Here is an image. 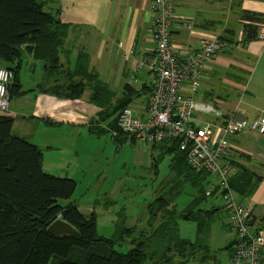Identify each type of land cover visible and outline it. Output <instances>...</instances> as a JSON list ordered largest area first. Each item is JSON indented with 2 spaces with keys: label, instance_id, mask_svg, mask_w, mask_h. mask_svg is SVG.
Instances as JSON below:
<instances>
[{
  "label": "crops",
  "instance_id": "crops-1",
  "mask_svg": "<svg viewBox=\"0 0 264 264\" xmlns=\"http://www.w3.org/2000/svg\"><path fill=\"white\" fill-rule=\"evenodd\" d=\"M172 1L176 14L171 40L180 58L199 48L206 38L223 36L236 43L242 36V11L264 13V0ZM150 4L151 0L47 2L44 9L69 26L60 53L61 74L73 70L78 53L85 52L88 68L95 70L109 88L120 87L122 91L126 83L131 84V74L143 54L155 48L151 35ZM188 24L191 27L188 28ZM226 30L234 33H226ZM27 57L28 71L35 73L32 81L27 83L18 77L20 87L10 95L8 112L5 114L13 119L12 134L26 139L41 150L42 168L46 173L74 180L73 173L83 160L79 145L82 141L87 144L96 134L90 128L97 124L98 108L89 101V89L75 99L56 95L53 87L63 85L60 79H47L43 62L37 64L30 54ZM255 60H258V64L263 60L260 68L257 63L253 65ZM65 79L70 80L68 75H65ZM135 81L140 83V88L143 85L151 87L154 80L149 73L143 72L137 75ZM188 89L186 84L184 92L195 101L211 104L221 109L225 116L236 113L238 117L252 119L264 113V25L259 28L258 38L243 46L232 44L215 58L207 60L202 69L199 90L190 93ZM56 91L61 93L62 90ZM197 117L214 120L211 115L200 114ZM228 140L230 161L241 171L251 173L256 186L251 195L240 196L235 192L234 195L250 210L251 224L255 230L264 232V135L246 129ZM235 173L237 171L231 176ZM210 175L207 174L205 190L215 183L209 178ZM192 191L191 197L194 196L193 188ZM217 195V190L206 194L207 198ZM201 208L218 211L215 205ZM226 215L228 223L222 224L228 230L224 255L216 249L210 250L208 239L205 247L198 248L188 264H228L235 233L229 224L227 212ZM261 255L264 264V249Z\"/></svg>",
  "mask_w": 264,
  "mask_h": 264
},
{
  "label": "trees",
  "instance_id": "trees-1",
  "mask_svg": "<svg viewBox=\"0 0 264 264\" xmlns=\"http://www.w3.org/2000/svg\"><path fill=\"white\" fill-rule=\"evenodd\" d=\"M50 1L53 0H0V62L14 73L11 93L20 87L18 77L24 52L43 62L47 79L61 71L60 53L69 26L44 9ZM241 19L244 23L239 44L243 46L258 38L264 13L245 10ZM226 33L234 32L226 30ZM218 39L229 45L235 43L223 36ZM68 76L70 81L79 80L71 82L61 93L54 86V93L75 99L89 89V101L98 108L97 124L90 128L91 132L104 131L98 130V124L113 117L108 125L109 130L116 132L113 140L117 143L128 140L117 127V115L134 98L149 95L151 87L143 85L137 89L126 83L117 95L99 79L95 70L88 68L85 52L78 53ZM12 125V117L0 114V264H188L197 249L205 247L210 220L216 211L200 207L207 198L208 173L190 167L176 141L151 145L160 156L170 157L169 170L174 182L147 206L149 225L158 221L157 225L149 234L134 236L135 228L127 227L125 217L120 214L115 231L106 237L98 233L93 212L82 213L74 202L59 203L71 198L76 182L46 173L41 150L13 135ZM239 169L229 177L230 186L240 196L251 195L256 187L254 177ZM184 185L194 189V196L178 212L174 195ZM58 218L68 222L78 235L57 236L48 232L47 227ZM180 219L195 223L194 241L181 236ZM125 242L131 245L128 251L115 249Z\"/></svg>",
  "mask_w": 264,
  "mask_h": 264
},
{
  "label": "built area",
  "instance_id": "built-area-1",
  "mask_svg": "<svg viewBox=\"0 0 264 264\" xmlns=\"http://www.w3.org/2000/svg\"><path fill=\"white\" fill-rule=\"evenodd\" d=\"M150 10L155 48L143 54L131 79L135 81L137 75L147 72L154 81L144 109L133 111L129 106L124 107L117 115V127L129 139L150 145L176 141L190 167L215 176V183L206 194L219 192L229 224L234 229L228 264H262L264 232L252 226L250 210L236 199L229 183V177L238 168L229 159L228 138L246 129L264 135V113L252 119L238 117L236 113L225 116L221 109L187 95L185 85L190 93L197 92L205 62L230 45L217 37L206 38L199 48L180 58L171 40L176 14L173 1L151 0ZM13 79V71L0 67L1 114L8 112ZM200 114L211 115L214 120L199 119L197 115ZM111 133L116 135L115 131Z\"/></svg>",
  "mask_w": 264,
  "mask_h": 264
},
{
  "label": "rangeland",
  "instance_id": "rangeland-1",
  "mask_svg": "<svg viewBox=\"0 0 264 264\" xmlns=\"http://www.w3.org/2000/svg\"><path fill=\"white\" fill-rule=\"evenodd\" d=\"M239 41L233 44L239 45ZM27 55L24 52L23 66L19 71V77L24 83L32 81L35 73L28 71ZM32 60L37 64L42 63L39 60ZM257 61L255 60L253 65L255 66L257 63L258 68H260L263 60L259 61V64ZM0 67L6 68L7 66L0 64ZM61 71L54 74L51 79H60L59 82L63 85H58L56 88L64 91L67 85L71 82H77L78 78L68 81L65 79V75H69L73 70H68L64 75L61 74ZM130 83L139 88L140 83L138 81L130 78ZM110 89L117 95L120 94V87L111 86ZM147 97V94H142L134 98L129 107L133 111L143 110ZM12 98H16V96H12ZM112 119L113 117H109L102 120L97 128L104 131L93 134L92 139L87 141V144H83L82 141V144L79 145V152L82 153L83 160L81 166L73 173L76 186L71 198L60 200L59 203L64 205L68 202H75L82 213L90 214L93 212L96 216L97 231L100 235L109 237L113 234L120 214L125 217L127 227L135 228L134 236H138L140 233L149 234L158 221L149 225L147 206L174 184L172 181L173 174L169 170L170 157L168 155L160 156L158 150L153 151L150 144L140 140L133 142L127 140L117 143L112 138L111 130L108 129ZM210 176L211 180H216L215 176ZM192 193L190 185L178 188L177 194L174 195V203L178 212L183 211L190 203ZM211 205H215L218 211L210 220L209 232L204 243H207L209 239L210 250L216 249L223 256L225 234L228 230L222 224H227L228 221L219 192L216 197L209 196L200 207L206 208ZM178 222L181 235L194 241L197 236L195 223L183 219ZM130 248L131 245L128 242L115 247L120 252H126Z\"/></svg>",
  "mask_w": 264,
  "mask_h": 264
},
{
  "label": "water",
  "instance_id": "water-1",
  "mask_svg": "<svg viewBox=\"0 0 264 264\" xmlns=\"http://www.w3.org/2000/svg\"><path fill=\"white\" fill-rule=\"evenodd\" d=\"M48 232L57 236H77L78 232L65 220L56 219L48 227Z\"/></svg>",
  "mask_w": 264,
  "mask_h": 264
}]
</instances>
